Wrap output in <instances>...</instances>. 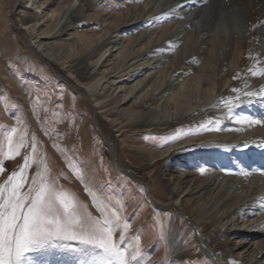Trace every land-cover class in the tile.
Returning a JSON list of instances; mask_svg holds the SVG:
<instances>
[{
    "label": "bare ground",
    "instance_id": "1",
    "mask_svg": "<svg viewBox=\"0 0 264 264\" xmlns=\"http://www.w3.org/2000/svg\"><path fill=\"white\" fill-rule=\"evenodd\" d=\"M28 2L45 5L53 0ZM17 3L22 5L23 0ZM86 20L99 25L102 34L71 64L58 63L50 40L67 34L69 28ZM23 21L20 31L29 47L46 63L59 66L90 101L92 93L103 89V83L126 92L119 100L120 105L141 93L137 103L139 115L130 124L141 131L173 124L169 123V116L183 124L203 116L215 119L226 105L239 109L247 108L255 100L264 103L261 99L264 93L255 97L245 95L260 93L264 88V0H119L116 3L65 0L52 18L28 16ZM40 27L45 28L38 34ZM119 31L130 37L120 36L115 43L110 36ZM125 41H128L125 46L117 47ZM108 44L116 46L118 61L106 72L95 74L93 69L112 57L109 50L103 51L89 68L83 61ZM110 77L122 79L109 82ZM194 80L197 86L192 84ZM118 84L121 85L117 87ZM233 88L239 91L233 92ZM91 102L96 115L108 113L110 125H121L105 101ZM258 118L257 113L254 120ZM249 122L243 119L230 122L237 128L231 135L226 133L227 129H221L219 133L197 137L196 131L182 145L159 152L158 161L166 165L176 157L193 155V149L198 148L200 154L208 155L201 159L205 165L212 161L220 165L218 170L205 169L208 175L204 177L195 171L184 172L179 178L160 173L165 198L150 196L156 207L174 214L175 226L176 220L184 216L191 227H197L196 242L214 264H264V213L246 224L252 216L247 212L251 203L258 205L256 211H264V173L256 172L247 162L234 166L223 157L230 151L239 159H246L243 154L248 152L264 158V125L256 129ZM240 130L245 132L242 137ZM98 133L101 137V129ZM106 139L105 145L110 146L111 140ZM143 151L148 157H155L154 150ZM259 168L264 169V161ZM128 174L135 177L136 173ZM176 229L170 236L172 246L182 238ZM254 232L262 237L257 242L261 249L255 250L253 263L242 262L247 251L242 253L236 245H229V239H237L244 233L247 236L241 240L249 239L250 243ZM240 254H243L241 260Z\"/></svg>",
    "mask_w": 264,
    "mask_h": 264
},
{
    "label": "rangeland",
    "instance_id": "2",
    "mask_svg": "<svg viewBox=\"0 0 264 264\" xmlns=\"http://www.w3.org/2000/svg\"><path fill=\"white\" fill-rule=\"evenodd\" d=\"M109 1L116 3L119 0H104L105 3ZM64 3L65 0H53L50 4L32 5L23 0L19 5L17 0H0V187L5 189V196L12 189L10 178L15 183L24 180L20 189L24 197L29 196L34 179L52 185L56 191L66 192L75 200L80 216H90L93 220L108 217L118 225L113 234L114 241L127 255L128 264H214L196 242L197 227H191L184 216H178L175 226L174 214L156 207L151 197L165 198L160 173L179 178L184 172L195 171L204 177L208 175L205 169L218 170L220 165L215 161L205 165L201 159L208 155L200 154L198 148L193 149V155L176 157L166 165L158 161L159 152L170 146L182 145L196 131L197 137H207L213 132L219 133L221 129H227L226 133L231 135L237 128L230 122H242V119L244 122H264V103L255 100L247 108L239 109L226 105L215 119L203 116L183 124L169 116L168 121L173 124L141 131L130 126L139 115L137 103L141 93L125 105H120L119 100L126 92L103 83V89L92 93L91 99L98 103L105 101L108 108H113L115 118L121 123L114 127L108 121V113L96 115L92 111V100L74 87L73 81L66 78L67 74L59 66L41 59L20 31L24 18L35 16L40 19L43 15L52 18ZM44 28H38L37 33L40 34ZM100 34L102 28L99 25L88 20L81 21L69 28L67 34L50 40L52 53L58 63L71 64L88 51V46ZM120 36L130 37L122 31L114 32L110 37L116 43ZM127 42L117 47L125 46ZM115 48L112 44L104 46L87 57L84 65L89 68L103 51L109 50L112 57L104 63L102 60V64L93 69L95 74L106 72L118 61ZM119 79L122 78L110 77L109 82ZM195 81L192 84L197 86ZM257 113L259 118L254 120ZM96 124L102 136L111 140L113 151L101 140ZM254 125L256 129H262L264 123ZM13 129L16 130L14 133ZM239 132V137L245 133ZM146 149L154 150L155 157H148L143 151ZM248 153L243 154L249 157L247 161L237 158L230 151L225 152L223 157L234 166L247 162L256 172L264 173V169L259 168L264 158ZM200 169H204L203 174ZM131 171L136 173L135 177L128 174ZM14 174L20 175L14 177ZM254 203L247 209L252 216L246 224L264 213L256 211L258 205ZM125 224L128 225L127 230L124 229ZM174 227L182 238L179 244L172 246L170 236ZM254 233L250 243L249 239L241 240L247 236L244 233L237 239H229V245H236L242 253L247 251L242 262L251 260L253 263L255 260V250L259 247L257 242L262 237ZM137 245L140 254L132 259ZM242 255H239L240 260ZM102 258L103 254H98L97 250L63 239L54 240L52 246L35 251L29 257L30 264H93Z\"/></svg>",
    "mask_w": 264,
    "mask_h": 264
},
{
    "label": "snow or ice",
    "instance_id": "3",
    "mask_svg": "<svg viewBox=\"0 0 264 264\" xmlns=\"http://www.w3.org/2000/svg\"><path fill=\"white\" fill-rule=\"evenodd\" d=\"M232 91L239 90L233 88ZM261 93H264V88L260 93L248 92L245 95L255 97ZM261 99L264 100V96ZM250 123L264 122L256 120ZM15 131L12 130L13 133ZM9 145L11 146V139ZM200 171L201 174L204 173V169ZM17 175L20 174H14V177ZM9 182L12 183V189L7 196L5 189L0 187V264H30L29 257L33 252L52 246V242L59 239L77 241L86 249L102 253L103 258L93 264H128L127 255L114 241L113 234L118 225L112 219L104 217L93 220L90 216H80L73 198L66 192L56 191L52 185L43 181L33 180L28 197L20 192L23 179L15 183L10 178ZM115 219L118 220L119 217ZM127 228L128 225L125 224L124 229ZM139 254L137 245L132 259Z\"/></svg>",
    "mask_w": 264,
    "mask_h": 264
},
{
    "label": "water",
    "instance_id": "4",
    "mask_svg": "<svg viewBox=\"0 0 264 264\" xmlns=\"http://www.w3.org/2000/svg\"><path fill=\"white\" fill-rule=\"evenodd\" d=\"M96 129H97V132L99 131V128L97 127V124H96ZM101 140L105 143L106 141H108L106 138H104L103 136H101ZM108 143V142H107ZM108 147H110V149L113 151V144L111 143L110 144V146H108ZM119 169H121V168H119ZM122 170V169H121ZM122 171H124V172H126L127 173V171L126 170H122Z\"/></svg>",
    "mask_w": 264,
    "mask_h": 264
}]
</instances>
